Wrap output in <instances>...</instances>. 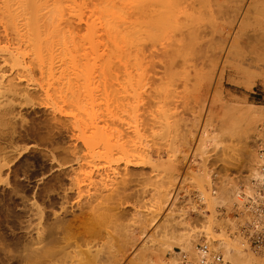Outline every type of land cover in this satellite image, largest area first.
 I'll list each match as a JSON object with an SVG mask.
<instances>
[{"label": "rangeland", "instance_id": "obj_1", "mask_svg": "<svg viewBox=\"0 0 264 264\" xmlns=\"http://www.w3.org/2000/svg\"><path fill=\"white\" fill-rule=\"evenodd\" d=\"M52 1L43 0L41 4L49 6V4L54 3V8H56L55 12L58 15L65 13L68 9H66L67 0H56L53 3ZM196 1L194 0V3H191L194 6L190 4L192 6L191 8H189L190 6L188 7L189 4L186 6L189 9L185 8L187 12L185 14L188 15L189 13V16H187L189 17V21L188 18H185V20H187V23H190L191 28L193 27L197 31V34L201 33L196 40L195 52L193 56L191 54L192 58L189 57L192 61L194 60L193 62L191 61L193 64H190L196 65V68H191V71L195 72L190 73L192 79L190 78L189 85L185 82L187 87L192 85L189 88L186 87L190 92L192 91L191 94L184 88L185 86L180 85L182 83V77L180 75L176 73L174 74L175 76H172L173 73H169L167 76L165 73L162 74V71H164L162 70L163 66L159 67L162 64L161 62L158 65L156 64L158 61L157 58H150V61L156 60L154 62L155 66L146 62L143 64L145 59H142V61L140 58L139 62L142 64H138L137 67L141 65L142 69L138 68L137 70L136 68L138 72L135 71V74L134 72L131 74V68L128 67L129 70L124 68L126 64L125 58L123 59V55H119L121 53L115 49L114 44L111 43L107 36V38L104 36L97 38L93 37L95 35L91 32V36L93 37L91 40V30H87L86 26L83 25L79 29L73 28L76 31L70 27L66 28L67 26H64L62 22L58 23L60 22L59 17L61 16L58 17L56 13L54 14V18L56 16L58 20L55 22L56 26L52 27L51 25L50 28L48 27L50 31L44 33L47 26L42 25L45 28L43 30L42 27L40 28L43 32L39 35H44V37L38 35L39 38L37 36L38 39L36 38V41H38L35 43L36 45L34 44L36 41H32L33 44L30 41V46L29 43H26L28 41L27 39L22 40L24 38L20 41L18 40V42L14 35L15 27L13 24L10 23L9 26L5 27L10 31L11 41L0 42V56H8L13 52H15L13 55H17L20 52L23 53L20 54V56L22 55V59L25 57L22 62L23 66L21 67L23 68L28 65L26 69L24 67V73L26 72L25 74H28V81H31V83L29 82V89L35 91L33 93L30 90L32 94H28L29 97L28 95L23 96V98H21L22 96H18L20 98L14 99L16 102L19 99L17 103L13 101L14 107L16 108L14 113H17L16 117L21 114L23 116L21 115L17 117L18 119H14L16 122L12 124L14 135L11 134V137L9 135V137L0 141V264H21L25 261L26 264H41V262H37L36 256L32 253H36L37 251L40 233L52 221L49 220V223L40 222L39 217L34 215V213L36 214L34 210L42 201H46L49 205L54 204V207H59L62 199L61 193L67 188L65 185L68 186L69 179L71 178L68 177L70 173L75 176L78 173V180L81 181L80 183L81 185L83 184L82 187L85 189V191L83 190L84 196H91V194L95 196V194L101 193V191L104 194H110L113 188L115 189L120 185V188L117 187L119 189H115V192L116 190L122 191L115 195L117 199H115V196L113 197V200H116V202L113 203L112 207H114L113 214L116 208L119 210L118 213H115V217L117 214V217H119L115 219H120L121 221H115L111 217V222L109 220L107 221L111 228L109 229L108 227L107 230L114 234L119 230L117 232L119 235H125V230L129 228L127 226H135L138 224V220H144L145 225L143 227L147 229V234L144 233V236L137 243L139 246L136 245V248L139 250L144 249L142 251L143 254L147 247H150L151 251H154V247H159L158 249H160L165 243V236L168 233H182L185 231V227L193 228V230L195 229L197 232L202 233L205 230L202 229V226H205L204 217L209 218L211 215V217L215 216L219 220L232 221V223L237 219L239 224L236 231L238 233V229L243 224V221L240 218L237 205L234 204V210H232V206L230 205L233 204L228 205L230 202L227 205L231 209L230 207L228 208L226 202L224 203L220 199L218 201L216 199L214 200L215 195H213V191H219L225 182H229V188L232 186V188H239V191L246 190L248 178H251V174L256 168V158H259V156L256 157L259 153L256 147V141L254 142V140L262 128V122L257 123V125L248 126L240 117L239 109H264V0H219L217 2L210 0L208 3L205 2L207 0ZM60 2L61 4L65 2L66 7L62 8L61 6H64V4L61 5ZM2 3L1 0L0 10L4 9L2 6L4 7L3 4L5 2ZM59 4L61 8L58 7ZM57 8L59 12L63 9V13H59ZM3 12L5 11L3 10L0 14ZM58 26L60 27L58 28ZM205 31L208 32L203 38L202 33H206ZM94 38H97V41L93 42L95 40ZM162 40V38H158V47H160ZM149 43L150 41L147 42V44ZM40 47L42 48L41 50L39 49ZM30 58H32L31 61L29 60ZM148 58H146V61ZM120 59L122 60L120 61ZM119 65H123L124 67H120ZM21 67L19 66L18 68L22 69ZM106 67H108V70L111 69L113 73L110 71H108L110 72L109 74H107L108 72H104L105 69L107 70ZM148 67L149 70L147 69ZM142 70H147L144 73L147 74L144 76L145 78L141 76L144 71L141 74L139 72ZM137 76H139V79H137ZM177 76L180 78V82ZM146 77L148 78L146 79ZM108 78L112 80L109 81ZM140 80H142L141 82L145 81L143 85L141 83V87ZM207 80L212 81L208 82ZM206 81L209 84L211 83V86L209 85L210 94L207 96L208 100L206 102L203 100H200V103L196 102L198 99H194V93L200 92L197 89L204 88L202 87L204 86L202 83ZM174 85L178 86L177 88L180 93L185 92L186 94L188 93V96L193 95L192 100L190 99L188 101L189 103L185 104L184 102L186 106L183 104L182 106L180 103L179 106L177 105L179 108H175L177 109V111L174 110L175 114H178L179 118H182L180 121H178L179 118L176 115L175 119L171 115L173 112L172 109H174L171 108L172 104L167 105L170 102L169 100H173L172 98H168L172 92V94L176 93L178 95V91L174 90L176 89ZM169 90L172 91L170 94L168 93ZM137 95L141 96L137 98ZM135 97L139 100L142 99L140 101L143 102L140 103L139 100L134 101ZM176 97L174 96L173 98L175 99ZM166 98L169 100H166ZM134 103H140L138 104L140 105L137 107L138 109L134 107ZM110 104L112 105L110 106ZM53 106L57 109H53ZM174 106L172 105V107ZM108 108L112 111L109 110L113 115L114 113L117 115V117L115 115L113 117L118 118L120 116L121 121L125 124H123V128H125L124 136L126 137H122L123 140L121 138L118 143L115 141L110 143L113 145L107 143L105 145L101 144V142L106 141L102 139L103 135L101 137V133L103 132L101 130L104 127L103 123L106 120L107 113L109 114L107 112ZM168 110L170 115L169 113L167 114ZM199 111L200 113L198 114ZM162 113L164 114L162 115ZM172 120H174V123ZM172 125L175 126L173 127ZM185 125H188L187 128ZM98 126L102 127L99 128ZM8 128L7 131H10ZM94 131L97 132L96 134L98 136H96ZM134 131H136L135 134L133 133ZM206 134L207 137L210 136V139L217 137V142L212 144L207 143L208 148L203 150L201 142H203V138H205L204 141L207 139L204 137ZM11 139L12 141L10 142ZM118 144L121 145L115 146ZM106 145H109L108 148ZM104 146L106 147L103 148ZM135 147L138 148L137 150L140 148L148 152L153 160L150 164L131 167L129 170L127 169L128 172L124 168L125 161L130 156L129 154H134L131 150L136 149ZM71 151H73V154L76 152L78 158L74 157V155L72 156ZM98 153L101 155L99 154L98 156ZM104 153L107 154V157ZM73 157L77 159L73 160ZM62 164H65V167ZM70 165L74 168H72L73 172L75 170L76 173L73 174ZM60 166L62 168H70L71 172H59L58 168ZM89 173H91V179L88 177ZM171 173L177 175V178L175 177L176 180L169 187V191L172 194L168 198L167 204L159 209L158 204H156L157 200L156 202L154 201L156 199L154 196L163 177L169 174L171 175ZM200 176L202 177L200 178ZM184 177L186 178L185 182H183ZM125 178H127V181ZM121 179H124L127 184L125 181L122 182ZM88 180L91 181L89 182ZM83 181H86V184ZM96 183H98V186H96ZM102 183L103 186H101ZM106 187H108L107 190ZM232 188L230 193H233L231 192ZM98 189L99 191H97ZM109 189L111 191H108ZM203 190L208 192V195L210 194L211 200H208L209 196H206L207 194L202 193L204 192ZM177 193H179L178 200L175 199V194L177 195ZM119 194L120 196H118ZM206 197L208 202L206 201ZM173 203L174 206L172 205ZM35 204L36 206H34ZM115 204L119 205L115 208ZM229 210L232 212L230 211V213ZM104 216L102 219L106 222L109 214L106 219ZM228 219L230 220L228 221ZM102 221L97 222L98 224L93 222L98 225L97 227H94L92 223L81 226L77 225L74 231L76 235L79 233L77 235L78 237L84 235V238H91L95 234L94 238L91 239L103 236L106 238V235H103L106 233V230L103 233L101 232V236L98 235L100 232L97 234L98 237L96 236V229L103 227L102 230L104 231L107 225V223L105 225L101 224ZM104 221L103 223H105ZM99 223L102 226H99ZM229 223L231 224V222ZM89 228L91 229L89 230ZM236 231H231L232 233L227 231V236L232 234L230 236L232 237L233 233L237 235ZM210 232L214 236L220 234V229L214 224V221L211 224ZM117 233L115 237H118ZM204 240L207 239L203 236L201 241L196 242L195 246ZM245 240L244 238V242L247 243ZM101 247L98 250L102 258H105L104 255L107 254V249L110 247H104V251L106 252ZM106 247L108 248L105 249ZM194 247L192 248L194 249ZM246 247L247 249L244 247L246 252L251 255L253 254L254 259H257H255L256 261L253 260L252 264L253 262L254 264H258L259 260L264 257V250L254 252L248 243ZM177 248L180 249L179 247H174V250L177 251ZM31 249L35 251L33 250L32 252ZM29 251L31 254L28 253ZM130 253L128 254V260L124 264H129L133 257L132 253ZM81 254H84V257H86L87 252ZM138 255L140 256V251ZM170 255V252L166 253L167 258H171L172 255ZM20 256H22V259H20ZM84 257L82 255V258ZM80 258H78V261ZM23 259L25 260L21 262ZM78 261L77 264L81 260L79 263ZM83 262L84 260L81 261V263Z\"/></svg>", "mask_w": 264, "mask_h": 264}, {"label": "bare ground", "instance_id": "obj_2", "mask_svg": "<svg viewBox=\"0 0 264 264\" xmlns=\"http://www.w3.org/2000/svg\"><path fill=\"white\" fill-rule=\"evenodd\" d=\"M42 1L43 0H5V1L2 0V2L3 3L5 2V3L4 4L2 3L4 5V7L2 6V8H4V9L0 10V12H2L3 10L5 12L2 13L3 16H2V14H0V42L11 41V39H10V31H9V29L5 28L6 26H9L10 23L13 24L14 27H15V30L13 29L14 30V35L17 38V39L15 38V39L17 41L18 40L20 41L22 38H24L22 40L27 39L28 41L26 43H29V45H30V41H31V44H33L32 41L33 42L36 41L37 36L41 32H43L42 30L46 26H47V28H45L46 30H44L45 31L44 33H46L47 31H50L49 28L51 27V25H52V27L56 26L55 22L58 21V20H57L56 16H55L56 20H54L55 19L54 18V14L56 13L55 12L56 8H54L55 5H53L54 4L53 2L54 1L56 2V0H53V1L51 0L53 4H49V6L41 4ZM47 1L50 2V0H47ZM58 1H57V4H58ZM209 1L210 0H207L205 2L208 3ZM214 1L217 2L219 0H214ZM195 2H197V1L195 0ZM220 2H222V1H220ZM66 3H67V5H66L67 7L65 6V2L62 3V4H64V6H61L62 4L60 2L61 5L59 4L58 7L59 8L66 7V9L68 8L66 10L67 13H66L65 10H64L65 13H63L62 12L63 9L61 10V12H59L58 11L59 9L57 8V11L59 13H63V14H60V15H58V13H56V15L58 17L61 16V17H59L60 22H58V23L62 22L64 24V26H67L66 28L70 27L71 29H73V28L79 29L81 26L83 27V25H84V26L87 27V30H91L90 33L92 32L93 35H95L93 37L102 38L103 36L104 37L107 36L108 39L111 41V43L114 44L115 49L118 52L121 53L119 55H123V59L125 58V60H126L125 67L123 65H121V66H123L125 69H128V67L131 68L130 69L131 70L130 71L131 74L133 72L135 74L136 73L135 71H137L138 68L142 69L141 65H140V67H137L138 64H142V63L139 62L140 58H141V60L145 59L144 61L142 60L143 64H145L144 62H146L148 64L151 63L152 66H155L154 62H156V60L150 61L151 60L150 58L151 57H152V59L153 58H157L158 61H157L156 64L158 65L161 62L162 64L159 67L163 66V68H164V69L162 68V70H164V71L161 70L162 74L165 73L166 76L169 75V73H173L172 76H175L174 75L175 73L177 75H180V77H182L181 78L182 79V83L184 84L183 85L182 83H180V85L183 86V87L185 86L184 88L186 89L187 86L185 85L186 84L185 82L188 83L192 79V75L190 74L192 72L191 68H196V65H191V64H193L192 62L194 60L192 61L189 57H191V54L193 56V53L195 52L196 40H197L198 36L201 35V33H198L199 34L198 35L196 33L197 31H195V29L193 27L191 28L190 23L188 22L189 23V25H188L187 20H185V18H188V21H189V17H187V16H189V13H188V15L185 14V12H186L185 8H188L191 3H194V0H67ZM234 3H233V5H234ZM187 4H189L188 7H186ZM191 5H193V4H191ZM191 7L192 6H190L189 8H191ZM53 21H54V25H53ZM15 22H17V23H15ZM58 23H57V25H58ZM42 25L43 26L46 25V26L43 28ZM60 26H61V24H60ZM60 26H58V28ZM41 27H42V30L40 29ZM73 30L76 31V29H73ZM207 32L204 33V34L202 33L203 38L206 36ZM51 33H52V31H51ZM92 33L90 34V36L92 35ZM49 35H51V34L49 33ZM228 35H229V33H228ZM33 36H35V37L33 38ZM39 36L44 37V35L43 36L39 35ZM39 36H38V38H39ZM93 37L91 36V40H92ZM207 37H208V35H207ZM97 38H94L95 40L93 42L97 41L96 40ZM158 38H162L163 39L162 43L160 44V47H158V44H157ZM37 41L34 42V44L37 43ZM148 41H150L149 44H147ZM22 43H23V41H22ZM24 43H25V41H24ZM38 43H41V42H38ZM99 44H100V42H99ZM33 47H35V46H33ZM39 49L41 50L42 48L40 47ZM218 51H220V50H218ZM13 53H15V52H13ZM13 53L9 54L8 56H5V55L4 56H0V141L5 139V138H7V137H9V135L11 137V134L14 135V133H13L14 132V130H13L14 128L12 127V124H14V122H15L14 119L15 118L20 117L22 115L21 114L20 116L16 117L17 113L16 114L14 113V111H16L15 110L16 108L14 107L13 101H15V103H17V102H19L18 101L19 99H17V102L14 99L15 98H20L18 96H22L21 98H23V96H27L28 94H32V92L35 91V90H32V89H29L30 88L29 82L31 83V81H28L29 80L28 79V74L26 75L25 74L26 72L24 73V67L25 66L23 68L21 67V66H23L22 62H23V59L25 57H23V59H22L21 58L22 55L20 56V54H23V53L20 52L17 55H13ZM146 58H148L149 61H148V59L146 61ZM29 60L31 61L32 58H30ZM121 60L122 59H120V61ZM226 61H227V59H226ZM33 62H34V60H33ZM119 63H121V62H119ZM215 63H213V64H215ZM227 63H228V61H227ZM25 64H27V63H25ZM151 64H150V66H151ZM19 66L22 69L18 68ZM223 66H224V64H223ZM26 67H28V65ZM26 67H25V69H26ZM17 68H18V70H17ZM36 68H37V64H36ZM106 68H107V70L105 69L104 72H108V71L112 72L110 68H109L110 70H108V67H106ZM112 68L114 69V67H112ZM117 68L119 69V67H117ZM136 68H137V70H136ZM39 69H40V67H39ZM141 69H139V70H141ZM147 69L149 70V67ZM128 70H126V71H128ZM143 71L144 70L139 71L140 74ZM159 71H160V69H159ZM110 72H108L107 74H109ZM145 72H147V70H145L143 72V75L141 74V76H143V78H145L144 76L147 75V74H144ZM148 72H150V71H148ZM193 72H195V71H193ZM71 74H73V73H71ZM153 74H154V72H153ZM137 75H138V73H137ZM155 75H157V74H155ZM104 77H106V76H104ZM137 77H138L137 79H139V76H137ZM143 78H140V79L145 80ZM147 78L148 77H146V79ZM65 80H67V79H65ZM110 80H112V79H109V81ZM142 80H140V82H139L140 83V87H141V83L143 85V82H145V81L141 82ZM178 80H179V82L181 81L179 77H178ZM69 81H70V79H69ZM207 81L211 82L212 80H207ZM207 81L202 83L204 86H202V84H201V86L204 87V88H202V89L198 88L197 89L200 92L194 93V99L195 98H196L195 100L198 99L196 102H199L200 100L201 101L203 100V101L206 102V100H208L207 96L210 94L209 87L211 86V83L209 84ZM134 82H135V80H134ZM135 83H137V82H135ZM189 83L187 85H189ZM110 85H112V84H110ZM178 86H175L176 89H174V90L178 91V88H177ZM190 86H192V85H190ZM108 87H110V86H108ZM111 87H113V85ZM138 87H139V85H138ZM175 87H173V88H175ZM183 87H181V88H183ZM189 87H187V88H189ZM191 88H194V87H191ZM30 90H32V92H30ZM170 90L168 92L169 94L172 92ZM186 90L190 92V90H188V89H186ZM192 90H195V89H192ZM191 92H190V94H191ZM194 92H196V91H194ZM172 93L170 94L171 96H169V94H168L169 97L168 96L167 97L169 99L172 98L173 100H169L167 98H166V100L170 101L167 104L168 106H169L170 103L173 106L176 104L175 105L176 107L175 106L172 107V105H171V108H174V109H172L173 112H172V110L170 108V111L172 112L171 115L175 119L176 116L178 118H179V116H178V114L177 115L175 114L174 110L177 111V109L179 108L178 106H179L180 103H181V105L182 104L185 105L186 103H189L188 101H190V99L192 100V98H193L192 96L193 95L192 96L189 95L190 96L189 97L188 93L187 94L185 92H181L180 93L179 91L177 93H178V95L181 94L180 96L176 95V93H174V94H172ZM154 95H155V93H154ZM173 95L175 97L178 96V97L175 98L177 101L173 98L174 97ZM138 96H141V95H137V98H138ZM28 97H29V95H28ZM137 98L135 97L134 101H138L139 99H137ZM140 100H142V99H140ZM140 100H139V102L142 103L143 101L141 102ZM179 101H181V102H179ZM128 102H130V101H128ZM184 102H185V104H184ZM205 102H203V103H205ZM112 103H114V102H112ZM124 103H126V102H124ZM140 103H137V104L134 103V107L137 108L138 106H140V105H138ZM164 103H166V102H164ZM111 105L112 104H110V106ZM134 107L132 106V108L135 110ZM54 108H56V107L53 106V109ZM73 108H74V106H73ZM109 108L107 109L108 110L107 112H109V114L107 113V117L105 115V117H106L105 119L106 120L103 118L105 121L103 123L104 127L101 130V131H103L101 133V137L103 135L102 139L106 140V141L102 140L103 142H101L98 139L101 142V144H104V145H105V143H107L109 145H113V144H110V143H112L113 141L118 143L119 140L122 137H126V136H124V131H125L124 130L125 128H123L124 127L123 126L124 123L121 121L120 116L118 118H116L117 115H115V113H114V115L116 117H113L114 115H113V113H111L112 111ZM175 108H177V109H175ZM163 111H164V108H163ZM239 111H240V117L243 119V121H245V123L248 126L255 125V124L257 125V123L262 122V126H261L262 128L259 130V132L257 134V137H255V140H254V142L256 141V145L257 146L255 145V143H254V145L258 148V153H259V154L257 153L258 155L256 156V157L259 156V158L257 159L255 157L256 160H257L256 168L254 169L253 173L251 174V178H248V182H247L248 185H246L247 186L246 190H240L241 191L240 192L238 190L239 188L238 189L232 188V186L229 188V186H230L228 184L229 182H227V183L225 182L222 187L220 185L221 188L219 187L220 188L219 191H213V195H215L214 196L215 197L214 200L216 199L218 201V199H220L222 202H224V203L226 202V205L228 204V202H230L228 205L233 204V205H230V206H232V210H234L233 209L234 204L237 205V207H238L237 209H239L240 218L243 221V224H241V227L238 229V233H237L236 229H237V226H238L239 222H238V220L235 217L234 218L236 219V221L238 223L235 220L232 223V221H229L230 219H228V221L231 222V224H230L229 222H227L225 220V218H224L225 221H222V220L217 219L215 216L211 217L212 216L211 215V216H209V218L204 217V219H205V222H204L205 224L204 225L205 226H202L203 227L202 229H205V230H203L202 233L199 232V231L197 232L195 229L193 230V228H190V227H185V229H184L185 231L182 232V233H179V234H177L175 232L168 233L165 236L166 237L165 238V243L163 244V246L160 249H158L159 247H157V248L154 247L153 248L154 251H151V248L147 247V248H145V253L143 254L142 251H144V249L139 250L138 248H136V245L139 242V240H141V238L144 236V233L147 232V229L145 227H143V225H145L144 222H143L144 220L143 221H139L138 220V222H137L138 224L135 225V226H132V227L131 226H127L129 228L127 230L124 229L125 232L123 230L125 235L124 234H122V235H124V236H122L121 234L119 235L117 233L119 230L116 231L117 229L115 231H116L118 237L117 236L115 237L116 233L114 234V233L110 232L109 230H107L108 227H109V229L111 228L110 225H108L109 222H111L110 221L111 217H113V219L115 221L120 220V219H117V220L115 219L117 217V215H118L117 214L116 217H115V213H118V211H119V210H117L116 207L119 204H115L116 206L114 205L116 210H117V211L115 210L114 214H113L114 207H112L113 203L116 202V200L115 201L113 200V197L116 194H118L119 192L122 191V190H120V191L116 190V192H115V189H119L120 185L117 186L119 188H117V187L115 189L113 188L112 189L113 192L109 189L108 191H111L110 194H104L101 191V193H97L96 192L97 194H95V196H92V194H91V196L90 195L84 196L83 190L85 191V189H83V187H82L83 184L81 185V183H80L81 181L78 180V178H79V177H77L78 173L76 174V176L72 175V173H70L72 176L70 174L68 176L69 178L70 177L71 178L69 179V184L67 183L68 186L65 185L67 188H65V189L63 188L64 190L62 189L64 192L61 193V195H62L61 203L60 204L57 203V204H59V207H57V206H56L57 208L54 207L53 206L54 204H52V203H51L52 205H49L46 201H42V203L40 205H37V207H35L34 211L36 212V214L34 213V215H37V217H39L38 219H39L40 222L49 223V220L52 221L48 225V227L45 228L46 230L44 229L42 231V233H40L39 242L37 243V244H39V245H37L38 248L35 246L37 248V251H36V253H32L34 256H36L35 258L37 259V262L38 263L41 262V264H75V263L77 264L78 258L81 257L79 259V261L80 260L81 261L84 260L83 263H81V261H80L81 264H105L106 262H107V264H124L129 258L128 254L131 252L133 257L131 258L129 264H175L177 262V257H178L177 253L178 252L174 250V247H179L180 250L182 249L181 251L187 253L188 255H190V257L193 260H195V259H197V256H198L197 255V245L195 246V244H196L197 241L198 242L201 241L202 237L204 236L207 240H204L202 243H204V242L211 243L214 247H216V250L219 253H221L231 263H233V264H252V261L255 260L256 258L254 259L253 254L251 255L250 253H247L246 250H245V248L247 249V247H248V246L246 247L247 243L249 244L250 248L253 250V248H252V246L250 244V240H249L248 236L249 235H253V233L259 232V230H261V229H263L261 231H264V212L260 208V205H264V154H261L260 151H259V149H261V148L264 149V140H263V137H264L263 136V134H264V109H260V108H246V109H243L242 108V109H239ZM168 113H169V110H168L167 114ZM199 113H200V111L198 112V114ZM163 114L164 113H162V115ZM179 114L181 115V113H179ZM169 115H170V113H169ZM169 115H168V117L170 118ZM135 116H136V114H135ZM125 119H127V118H125ZM166 119H167V117H166ZM180 119H182V118H179L178 121H180ZM122 120H123V118H122ZM65 121H67V120L65 119ZM172 121L174 123V120H172ZM178 121H177V123H178ZM148 124H150V123H148ZM148 124H146V125H148ZM161 124H162V122H161ZM155 125H156V123H155ZM164 125H166V124H164ZM185 126L187 128L188 125H185ZM8 127H10V128H8ZM100 127H102V126H100ZM173 127H171V128H173ZM7 128L10 129V131H7ZM96 129H97V127H96ZM175 130H176V128H175ZM96 133L97 132H95V134ZM133 133L135 134L136 131H134ZM96 136H98V135L96 134ZM204 137H206L208 140L206 139L204 141L205 138H203V140H202L203 142H201V146H202L203 150L208 148V145H206L207 143L208 144L209 143L212 144L214 142H217V137H212L210 139L209 138L210 136L207 137V134ZM122 140H123V138H122ZM11 141H12V139L10 140V142ZM260 141H261V143H259ZM96 143H99V142H96ZM120 145L121 144H118V145H115V146H120ZM106 146H104L103 148H105ZM108 146H107V148H108ZM131 147H133V146H131ZM137 149L138 148L131 150V151H133L134 154H129L130 156L128 158H126L125 166H124L126 171H128L129 168H131V167H137V166H141V165H144V164H150L152 162L153 159L149 156L148 152L143 151L140 148H139V150H137ZM99 151H100V149H99ZM111 151H113V150H111ZM71 152H72V156L73 155H74V157L78 156V154L76 152H74V154H73V151H71ZM100 153H98V156H99ZM96 154H97V152H96ZM96 154H94V155L96 156ZM107 154H105V156ZM74 157H73V160H76L78 158V157L77 158H74ZM87 157L89 158V156H87ZM78 161H79V159H78ZM64 165H63V167H65ZM70 167H71V169L73 168L71 165H70ZM73 169H72V172H73ZM58 170H59V172L60 171L61 172L64 171L65 173H67V171H70V168H62V166H60L58 168ZM74 173H76L75 170H74L73 174ZM93 173H95V172H93ZM90 174L91 173L88 174L89 175L88 177L91 179V177H90L91 175ZM127 175H129V173H127ZM175 177L177 178V175L172 174V173H171V175L169 174L168 176L167 175L164 176L163 179L161 180V184L159 185V187H157L156 194L154 196L156 199L154 201L156 202V200H157L156 204H158L159 209L163 208V206H165V204H167L168 198L172 194V192L169 191V187H171V185L173 184V181L176 180ZM201 177L202 176H200V178ZM125 179L127 181V178H125ZM210 179H212V178L210 177ZM95 181H96V179H95ZM121 181L123 182L125 180L121 179ZM185 181H186V178L184 177L183 182H185ZM96 184H97L96 186H98V183H96ZM126 184H127V182H126ZM101 186H103V183H102ZM233 187H235V186H233ZM107 188L108 187H106V190H107ZM231 188H232L231 192H233V193H230ZM90 189H91V187H90ZM102 189H104V188H102ZM97 191H99V189ZM205 192L206 191H204L202 193L203 194H207L206 196L210 195V194L208 195V192H206V193ZM94 193H93V195H94ZM118 196H120V194ZM202 196L205 198L204 195H202ZM178 197H179V193H177V195L175 194V199L176 200H178ZM115 199H117V197ZM211 199L212 198H210V196H209L208 200H211ZM173 201H174V198H173ZM206 201H207V197H206ZM172 205L174 206V203ZM34 206H36V204ZM230 206H228V208ZM225 208H226V206H225ZM204 209H205V207H204ZM230 209H231V207H230ZM103 211H104V213H103ZM230 211L231 210H229V212ZM122 212H123V210H122ZM108 214H109V216H108ZM103 216H104L105 219H106L107 216L109 217V218H107L106 222L104 221V219H102ZM234 218H232V219H234ZM212 219H214V220H212ZM102 220L105 223H103ZM108 220H109V222H107ZM132 220H134V219H132ZM101 221H102L101 224L105 225L107 223V225L105 226L104 231L102 230L103 227L99 228V229H101L100 231L97 228L96 229L97 230L96 231L97 232L96 236L98 237V235H100L101 232L103 233L106 230V233L107 234L109 233V234L107 235L106 233H104L103 235H106L107 239L104 238V236L100 237V238L98 237V238H95V239H91V238H94L95 234H93V236H91L92 235L91 234L90 235L91 238L90 237L88 238L87 236H85L87 238H84L83 237L84 235L81 236V237H78L77 235H79V233H77V235H76V233L74 231L76 229L77 225L81 226V225H84V224H87V223L94 224L93 222L97 223V222H101ZM213 221H214V224H216L219 227V229H220V234H219L220 237H219V235L218 236H214L210 232L211 231V224L213 223ZM97 224H94L93 226L97 227L98 226ZM116 224H118V223H116ZM38 226H40V225H38ZM45 226H46V224H45ZM99 226H102V225H100V223H99ZM118 226H119V224H118ZM121 227H123V225H121ZM90 229L91 228H89V230ZM112 229H111V231H112ZM227 231H230V233H232L233 231H236L237 235H234V233H233L232 237H230L232 234H230V236H227V233H228ZM98 232H100V233L98 234ZM242 236L246 239L245 241L247 243L244 242V238ZM102 238H104V239H102ZM100 246H102L101 248H103V251H104V247L105 246H109L110 247L109 249H107L108 247L105 248V249L108 250L107 254H105V255L103 254L105 256V258L104 257L102 258L101 254H100V251H99L100 250L99 249ZM137 246H139V244ZM96 247H98V248H96ZM192 247H194V249ZM191 248L193 249V251H192ZM93 249H95V250H93ZM31 250L33 252L34 249H31ZM186 250H188V251H186ZM30 251L28 252L29 254H31ZM83 251L85 253L87 252V254L85 255L86 257H84V254H81V253H84ZM103 251H101V252H103ZM139 251H140V256L138 255ZM104 252H106V251H104ZM167 252L171 253V255H172L171 258H167L166 257V253ZM190 252H192V253H190ZM78 255H80V256H78ZM82 255L86 259L82 258ZM76 256H77V258H76ZM130 257H131V255H130ZM175 257H176V261H175ZM20 259H22V256H20ZM20 259H19V263H20ZM24 260L25 259L21 260V262L24 261ZM29 260H30V258H29ZM75 260H76V262H75ZM31 261H33V260H31ZM79 261H78V263H79ZM22 263L26 264V261L22 262ZM253 264H254V262H253ZM258 264H264V257L261 260H259Z\"/></svg>", "mask_w": 264, "mask_h": 264}, {"label": "built area", "instance_id": "obj_3", "mask_svg": "<svg viewBox=\"0 0 264 264\" xmlns=\"http://www.w3.org/2000/svg\"><path fill=\"white\" fill-rule=\"evenodd\" d=\"M264 136V134H263ZM264 140V137H263ZM261 143V141L259 142ZM261 154H264V149H259ZM261 210L264 212V205H260ZM263 230V229H261ZM259 230L257 233H253V235H249L250 244L255 252H260L264 249V231ZM177 250V262L176 264H233L229 260H227L221 253L216 250L211 243H199L197 244V259L193 260L190 255Z\"/></svg>", "mask_w": 264, "mask_h": 264}]
</instances>
